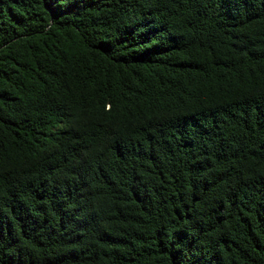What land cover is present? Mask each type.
Wrapping results in <instances>:
<instances>
[{
  "label": "trees",
  "instance_id": "obj_1",
  "mask_svg": "<svg viewBox=\"0 0 264 264\" xmlns=\"http://www.w3.org/2000/svg\"><path fill=\"white\" fill-rule=\"evenodd\" d=\"M0 264H264V0H0Z\"/></svg>",
  "mask_w": 264,
  "mask_h": 264
}]
</instances>
